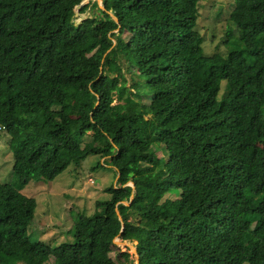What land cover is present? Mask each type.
<instances>
[{
    "label": "trees",
    "instance_id": "trees-1",
    "mask_svg": "<svg viewBox=\"0 0 264 264\" xmlns=\"http://www.w3.org/2000/svg\"><path fill=\"white\" fill-rule=\"evenodd\" d=\"M201 1L0 0V133L18 184L89 154L118 182L49 243L30 230L36 198L0 181V264H135L110 254L116 236L136 241V264H264V0H232L209 53Z\"/></svg>",
    "mask_w": 264,
    "mask_h": 264
},
{
    "label": "rangeland",
    "instance_id": "rangeland-1",
    "mask_svg": "<svg viewBox=\"0 0 264 264\" xmlns=\"http://www.w3.org/2000/svg\"><path fill=\"white\" fill-rule=\"evenodd\" d=\"M91 1L83 0V3ZM97 2L101 4V0H97ZM231 7L232 0L201 1L197 29L206 38L204 43L206 53L218 48L215 45L220 39L217 34H222L224 18ZM93 12H97L96 7L78 14L75 21H79L82 17ZM213 28L217 31L215 36H211ZM220 48L222 52L225 51L224 46H220ZM66 102L65 111L68 114H75L77 103L72 98L70 90L67 89ZM89 138V135L85 137L86 140ZM6 143L7 138L5 132L2 131L0 133V181L11 182L21 192L36 198L37 204L30 230L34 232L33 237H38L49 243L71 238L72 223L79 219L77 213L79 211L91 212L95 207L96 198L106 196L103 188L112 182H117L114 170L104 162L105 157L100 158L98 154H89L80 165H69L52 180L30 179L28 183L20 185L12 171V155ZM152 147L157 150L159 156L163 157L161 144L153 143ZM133 217L136 218L134 215ZM135 242V240H124L120 236H116L111 245L110 254L114 255V252L118 254V251L125 250L129 252L130 258H135ZM119 258L123 260L121 254H119Z\"/></svg>",
    "mask_w": 264,
    "mask_h": 264
},
{
    "label": "water",
    "instance_id": "water-1",
    "mask_svg": "<svg viewBox=\"0 0 264 264\" xmlns=\"http://www.w3.org/2000/svg\"><path fill=\"white\" fill-rule=\"evenodd\" d=\"M80 4H81V3H80ZM80 4H78L77 7H79ZM101 7H103L102 4H101ZM111 15H112V17H113L115 20H117V17H116L113 13H111ZM128 183H129L130 185L133 186V182H132V181H129ZM132 197H133V192L130 194V200L132 199ZM130 200H129V201H123V202L126 203V204H129V203H130ZM116 213H117L119 219L122 221V217H121V215H120L118 209H116ZM121 223H122V222H121ZM122 229H123V223H122L121 230H122ZM134 249H135V264H136L137 261H138V253H137V251H136V247H135V246H134Z\"/></svg>",
    "mask_w": 264,
    "mask_h": 264
}]
</instances>
